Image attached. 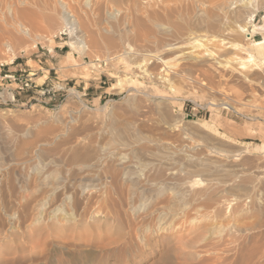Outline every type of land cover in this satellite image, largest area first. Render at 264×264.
<instances>
[{
    "label": "bare ground",
    "instance_id": "bare-ground-1",
    "mask_svg": "<svg viewBox=\"0 0 264 264\" xmlns=\"http://www.w3.org/2000/svg\"><path fill=\"white\" fill-rule=\"evenodd\" d=\"M1 1L0 45L10 51L26 38L46 39L35 33L38 27L60 26L72 50L84 55L93 47L105 54L93 58L92 68L110 65L121 80L162 81L171 89L234 81L241 89L236 99L264 90V58L255 57L244 40L254 15L245 0H78L79 13L70 0ZM258 2L263 8L264 0ZM170 35L181 42L170 43ZM166 55L180 59L184 70ZM214 93L232 99L225 91ZM228 100L221 104L232 108ZM153 102L157 120L130 95L129 119L109 111L106 127L57 112L41 121L52 124L37 130H0V176L23 165L34 181L16 208H5L8 225L27 221L66 230L98 251L96 264L137 241L158 240L178 241L173 250L183 264H264V156L250 163L243 158L246 147L212 137L200 121H184L163 100ZM178 130L196 144L185 145L190 137ZM173 136L178 147L171 145ZM202 140L207 149L200 156L195 148ZM21 155H36L37 161L14 159ZM18 180L28 184L30 175L20 172ZM87 229L92 231L79 233ZM100 231H114L119 246L105 248L112 239Z\"/></svg>",
    "mask_w": 264,
    "mask_h": 264
},
{
    "label": "rangeland",
    "instance_id": "rangeland-1",
    "mask_svg": "<svg viewBox=\"0 0 264 264\" xmlns=\"http://www.w3.org/2000/svg\"><path fill=\"white\" fill-rule=\"evenodd\" d=\"M245 1L248 7H254V15L251 23L246 26L244 40L252 54L258 59H263L264 6L258 9L259 0ZM69 5L74 13L81 11L78 0H70ZM35 33L46 35V39L34 43L31 38H26L23 40L24 43H21L22 46L13 44L14 52L0 45V62L6 64L5 69L15 73L21 80L29 78L30 82L28 87L20 88L14 81L0 80V130L24 126H33L37 130L42 125L52 124L51 120L46 124H41V121L45 116L50 119V116L57 112L63 113L64 117L69 114H80L79 116L87 120L92 127H106L110 112H114L121 120L129 119L130 110L125 101L130 95H135L140 100L141 110L151 119H158L153 101L163 100L171 110L181 112L184 121H200L212 137L233 146L246 147L247 152L243 158L250 160V163L257 158L262 160L264 90L255 92L256 95L246 96V94V97L236 99L234 94L241 89L234 81L222 83L214 79L215 81H206L204 85L178 83L174 84L173 89L167 82L156 80L134 78L132 82H128L121 80L119 74L110 65L104 67L102 63L99 67L95 64V69L92 68L90 64L94 62L93 58L97 56L103 59L105 54L93 47L90 52L88 51L89 54L84 55L72 50L68 44L70 36L60 26L51 29L40 26ZM179 38L170 35L168 41L172 44L180 43ZM68 53L71 56L69 59L66 57ZM11 56L13 60H9ZM167 60L176 70H184L182 61L179 62L180 59L168 57ZM118 64L123 65L124 60ZM132 65L133 63L128 66L130 71L128 67L126 68L129 74H132ZM85 72L88 73L87 76ZM119 79L120 83L117 82ZM214 91H225L232 99L228 100ZM227 100L232 108L221 104ZM193 102L205 105L206 111L200 112L197 117L185 115ZM177 132L180 136L190 137L186 139L185 145L191 147L196 144L194 143L196 138H192L190 134H184L183 130ZM170 142L174 147H178L176 136L171 137ZM199 143L196 145L198 148L195 149L197 155L201 156L207 148L205 141ZM190 147L187 150L189 149L188 153L192 154L195 150ZM18 157L14 159L21 161L29 158L31 162L37 161L36 155ZM30 171L28 166L21 165L13 167L8 174L0 176V264H96L98 251L95 248L84 247L79 241L71 239L66 230L65 232L63 229L55 230L27 221H20L11 227L8 225V212L5 208L7 206L16 208L19 196L21 198L29 194L30 186L34 183ZM20 172L30 175L28 184L18 180ZM34 196L39 199L41 192L38 191ZM89 231L92 230H80L79 233L83 235ZM99 233L103 237L112 239L111 245L108 244L105 248L119 246L114 231ZM177 242L172 240L168 243L166 240H158L146 244L137 241L133 247L121 249L120 253L114 252V256H109L104 261L106 264H183L182 257L173 250Z\"/></svg>",
    "mask_w": 264,
    "mask_h": 264
},
{
    "label": "built area",
    "instance_id": "built-area-1",
    "mask_svg": "<svg viewBox=\"0 0 264 264\" xmlns=\"http://www.w3.org/2000/svg\"><path fill=\"white\" fill-rule=\"evenodd\" d=\"M102 63H98L100 66ZM104 64V63H103ZM5 65L3 62H0V80H11L14 81L19 85L20 88L28 87L30 85L29 78H24L21 80L20 78L16 77L15 73L9 72V70L5 69ZM186 109V108H185ZM206 106L198 103V102H193L191 105H189L188 112L185 113V115H189L191 117H197V114L200 112H205L206 111Z\"/></svg>",
    "mask_w": 264,
    "mask_h": 264
}]
</instances>
